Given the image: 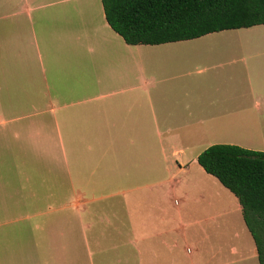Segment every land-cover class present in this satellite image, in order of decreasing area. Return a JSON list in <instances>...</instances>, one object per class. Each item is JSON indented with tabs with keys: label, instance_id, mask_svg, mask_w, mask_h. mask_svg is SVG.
Listing matches in <instances>:
<instances>
[{
	"label": "crops",
	"instance_id": "crops-1",
	"mask_svg": "<svg viewBox=\"0 0 264 264\" xmlns=\"http://www.w3.org/2000/svg\"><path fill=\"white\" fill-rule=\"evenodd\" d=\"M219 143L264 151V23L131 45L102 0H0V264H205L173 234Z\"/></svg>",
	"mask_w": 264,
	"mask_h": 264
},
{
	"label": "trees",
	"instance_id": "trees-1",
	"mask_svg": "<svg viewBox=\"0 0 264 264\" xmlns=\"http://www.w3.org/2000/svg\"><path fill=\"white\" fill-rule=\"evenodd\" d=\"M110 26L128 44H161L264 23V0H102ZM239 200L264 264V151L213 144L198 156Z\"/></svg>",
	"mask_w": 264,
	"mask_h": 264
},
{
	"label": "rangeland",
	"instance_id": "rangeland-1",
	"mask_svg": "<svg viewBox=\"0 0 264 264\" xmlns=\"http://www.w3.org/2000/svg\"><path fill=\"white\" fill-rule=\"evenodd\" d=\"M250 37V36H247ZM228 46L229 37H213L211 42L202 43L200 46ZM207 181L202 185L215 194V199L211 200L213 205L202 207L205 212L202 215L214 217L213 220L193 224L187 231L186 239L180 233L173 234L174 241H178L181 246L174 247V256H183L186 252L184 247L189 245L194 248L193 256H201V263L219 264L221 258L223 264H259L257 256L254 254L255 243L250 231L248 230L242 212L235 209V195L212 175H207ZM201 185V179H200ZM201 206V203L199 204ZM196 204L191 202L190 208L185 213V217L193 219L190 211L196 209ZM201 219L200 213H194ZM203 217V216H202ZM164 254L165 251H162Z\"/></svg>",
	"mask_w": 264,
	"mask_h": 264
}]
</instances>
